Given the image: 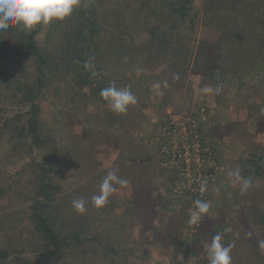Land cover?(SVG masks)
Returning <instances> with one entry per match:
<instances>
[{
	"label": "trees",
	"instance_id": "trees-1",
	"mask_svg": "<svg viewBox=\"0 0 264 264\" xmlns=\"http://www.w3.org/2000/svg\"><path fill=\"white\" fill-rule=\"evenodd\" d=\"M206 28L218 34L215 44L205 41L204 35L202 38ZM42 30L41 41L38 34ZM198 33L201 39L195 53L190 42ZM193 53L195 61L189 73ZM90 56L95 58L98 75L84 67ZM163 64L161 73H154ZM138 73L145 76L147 85L132 80ZM254 73L255 78L264 74V0H207L202 7L195 0H81L63 21L41 24L30 32L15 28L0 31V264H145L142 259L149 252H137L129 241H138L135 225H140L142 236L151 231L156 237L153 242L173 247V264H184L189 253L199 257L196 264H208L204 246L216 232H224L223 243L235 245L232 264H264V250L258 245L264 240V141L256 140L248 123L260 111L257 126L264 128V96L257 105L251 102L264 79L250 82ZM174 74L179 75L178 80L173 79ZM189 75H202L217 90L223 85L236 89L231 102L237 112L247 111V121L238 117L221 124L220 115H214L215 127L206 131L203 111L191 114L197 120L196 130L213 135L219 143L208 145L217 159H223V139L236 138L241 153L222 162L231 171L239 167L243 176L252 178L253 186L243 195H234V200L227 199V208L219 209L217 217L208 215L198 226L193 225L191 229L197 232L192 239L179 241V229L190 216L192 202L206 200L211 193L200 198L188 190L174 192L184 165L182 161L164 165L171 158L169 151L165 152L172 142V135L166 133V127H171L169 113L163 111L160 124H155V145L149 143L154 132L137 140L125 132H130L128 123L142 121L140 114L151 105L146 93L154 84L163 88L166 101L171 96L166 89L180 91ZM113 81L117 87H130L138 98L126 114L111 112L99 95ZM50 95L56 99L53 104L63 107L58 110L59 117L55 114L52 118L64 129L52 128L43 118V103ZM224 99L217 94V106L229 107L230 102ZM74 112L84 119L87 147L95 133L94 145L114 142L133 157L128 161L125 154L118 156L117 174L133 187L131 203L125 202L124 214L130 215L127 222L115 213L114 196L102 209L92 206L91 197L99 187L91 185L87 175L86 181L70 190L63 188L64 178H58L62 146L68 167L76 170L91 164L81 141L60 143L70 138L62 133L70 132V126L61 118ZM144 158L147 164L141 162ZM16 166L19 169L10 171ZM226 189L225 193L231 192ZM81 197L88 201V210L82 215L72 207V201ZM243 199L249 201L246 208ZM132 202L135 206L129 208ZM175 202L180 210L171 218L176 221L170 220L165 229L153 225L155 207L167 210ZM43 203L48 204L42 207ZM248 232H252L251 238ZM140 243L146 249L145 241ZM182 246L189 251L184 249L185 257L180 260Z\"/></svg>",
	"mask_w": 264,
	"mask_h": 264
},
{
	"label": "rangeland",
	"instance_id": "rangeland-1",
	"mask_svg": "<svg viewBox=\"0 0 264 264\" xmlns=\"http://www.w3.org/2000/svg\"><path fill=\"white\" fill-rule=\"evenodd\" d=\"M195 1L199 7H202L203 3L207 0H195ZM203 35H204V38H203ZM201 36L205 41L211 44L212 43L215 44L218 40V34L216 33V31L209 30L208 28L205 29L204 34H202ZM38 37L41 41L43 40L44 30H42V32L38 34ZM199 39L201 38L198 33L197 38L193 40L192 42H190L195 53H196L197 47L200 45ZM195 53H193L191 57L192 60L190 63L191 67L189 65V69H190L189 73H192L191 68H192V65H194ZM164 66L165 64H163L161 67L159 66L158 68H155L154 73H159V72L161 73V70ZM149 70L151 69H148L147 71ZM189 78L185 80V84L187 85L184 86L182 89H180V91L177 90V91L171 92L169 88L166 89L167 92L170 93L171 95L170 98L166 101L163 100V95H165V93L162 92L163 88L160 87L159 89H157L155 87L156 84H154L151 88V91H147L146 93V96L150 97L151 105L147 109H145L144 112L140 114L139 119L142 121H140L139 124L137 125H131L130 123L127 124V128H128L127 131H130V132H125L126 131L125 129L124 131L126 134L125 136L132 137L137 140L139 137L143 135L145 136L151 132H154L155 134L153 133V136L150 137L149 143L155 145L158 141L156 137L157 135H156L155 128H157L156 125L160 124L159 123L160 114H162L163 111H166V114L168 115L169 113L171 116V115H174L175 113H181L182 115L183 114L186 115V113L188 112L191 113L193 112V110L196 111L200 109L201 111H203L201 117H203V121H204L203 126L206 131L215 127V123L213 119L214 115H220L219 122L221 124L222 123L225 124L229 122L230 120L232 121L238 117L245 119L246 121L248 120L247 111L242 110L240 112H237L235 103L231 102L236 93V89L226 87L224 85L218 90L214 89L211 84H208L206 80H204L202 75H191V76L189 75ZM256 79H264V74L258 75L255 78V73H254L248 80L250 82H254ZM132 80L135 82L137 80H139L140 82L142 81L141 84L143 86L147 85V82H148L145 79V76L139 73L137 75H134ZM189 80H191L192 82V83L189 82V84L191 83L192 85L191 90H188L187 88V86L189 85L188 84ZM203 89H208V91L207 92L202 91ZM217 94H219L222 97H225L224 101L228 100L230 102V106L226 107V105L224 104L221 106H217V103L215 101ZM263 96H264V86L262 87V89L259 91L258 94L252 96L251 102H255L257 105L261 102V100L263 99L262 98ZM53 101H56V99L52 95H50L49 98L43 103V118L45 119V121L48 122V124L52 126V128L64 129V127L60 126L58 120H53L52 118L53 115L55 114L57 117H59L58 110L63 109L61 104H53L52 103ZM161 102H165L168 104L166 106H162ZM190 104L192 107L190 106L191 108L188 109L187 107H189ZM260 114L262 115V113L259 111L257 114H255L253 118L248 120V123L250 125V130L256 136V140L264 141V128L262 124L260 125L261 128L257 126V115H260ZM61 119H62L61 121L64 122V125L68 124L70 126V132H68L67 130L62 131L65 137L69 136L70 138H66V140L63 139V141L60 142L61 145H63L64 142H67L69 145H71L73 141H76V142L81 141L82 146L85 150V154L91 163L89 164L88 168H86L85 166V167L75 170L71 168V166L68 167L67 164H69L70 162H67L68 160H65L66 159L64 157L65 150L62 146V150H60V152L58 153L59 170L57 173H58L59 180H63L64 178V180L62 181L63 188L66 187V188H69V190L71 188H76L79 182L81 183V182L86 181L87 176L90 180L91 185L93 184L95 185V187H99L100 184L98 181L102 180L108 171L116 170V172L118 173L119 164H120L118 162L119 154H125L128 157V161L133 159L132 155L129 154V151H126V150L122 151L120 148H118L115 145L114 142H112V145L110 146H103L101 145L103 143H98V142H97L98 145H94L95 143L93 141L97 139L95 133H93V141L91 142V146L87 147L88 143L86 141V136H83L84 131L86 130L85 128L86 126L84 125V122H83L84 119H82V116L80 114L74 112L73 114L71 113V117H67V119L62 117ZM89 126L90 125H88V128ZM92 128L97 129L95 126ZM206 137H207L208 144L213 145V146H216L218 144L219 146V143L216 144V138L213 135L207 134ZM144 143H146L145 140H144ZM220 147H221L220 151L222 153L221 158L223 159H225L226 157L229 159L231 158L234 159L242 151L240 143L236 140V138L232 136L225 137ZM0 149H2V147H0ZM138 151H137V154L139 155L140 151L139 152ZM34 154L38 155V150H36ZM223 159H220L219 161H223ZM141 162L147 164L148 159L144 158L143 160H141ZM222 164H223V170L219 173L213 174L212 178L210 177L209 181L207 182L206 192L211 193V195H208V194L206 195V200L211 203V208H210V212L208 213V215H210L213 218L217 217L219 209L227 208L226 204H224V203H229L227 202V199L234 200V198L236 197L234 195L236 194L241 195L239 186H235V187L233 186V178L232 180L229 181V179L231 178V176L229 175V173L231 172L230 168L228 167L225 161ZM16 169H19V166L11 167L10 171L14 172L16 171ZM84 175L85 177L80 181V178H82ZM156 180L159 181L157 182L158 184L160 185L162 184V182H160L162 181V178L159 175L157 176ZM216 188H220L219 193L215 191ZM226 188L231 189V192L225 193L224 191ZM228 193H231L230 197ZM132 195H133V187H132V184L129 182L127 186L117 188L116 192L112 195L115 197L114 199L117 200L116 203L118 205L117 208H115V213L117 215L122 216V222H127V219H128L127 217L130 216L128 214L127 215L124 214L126 210L125 202H130V197H132ZM242 201L243 202L241 204L246 208V205H248L249 201L245 199H243ZM128 206L129 208H133L135 205L132 202V204L128 203ZM155 209H156L157 214L154 217L155 224L153 225H156L160 229H165V227H168V222L170 220L176 221V217L174 218H171V217H173L175 210L178 213L180 210L177 202L172 203V205L167 210H164L160 205H157ZM188 220H189V217L187 218L183 226L179 229V233H178L179 241H183L186 237L192 239V235L197 232V231L193 232V230L191 229L193 225L191 226L188 223ZM220 233H222L224 236V232H220ZM134 236L136 239H138V241L134 242L130 239L129 241L135 246L136 248L135 250L142 254L144 251L149 252L147 258L145 257L142 259L145 264H173L176 261L174 260L173 247L172 246L165 247L158 241L156 243L153 242L156 240V237H154V233H151V231L147 233V236H142L140 234V225H135ZM142 241H145V244H147L146 249L141 248L142 244L140 242ZM140 244L141 246H139ZM206 246L207 244L204 246L205 249H207ZM182 247L183 249H181L182 251H180V255L178 257L180 260H183L185 257L186 253L184 252V249H187V251H189L188 248L184 246ZM189 247L190 249H192L191 246ZM188 255H189V258L188 260L185 261L184 264H196L199 257H196L195 255H192L191 253H189Z\"/></svg>",
	"mask_w": 264,
	"mask_h": 264
},
{
	"label": "clouds",
	"instance_id": "clouds-1",
	"mask_svg": "<svg viewBox=\"0 0 264 264\" xmlns=\"http://www.w3.org/2000/svg\"><path fill=\"white\" fill-rule=\"evenodd\" d=\"M81 5V0H0V31H7L10 28H15L17 31L30 32L37 26L49 25L56 21H63L70 17L74 9ZM94 57L90 56L85 62L84 67L87 70H92V75H98L95 71L96 65L93 63ZM126 59V58H125ZM173 79L178 80L179 75L174 74ZM157 89L160 84L155 85ZM164 87L167 88V81L164 82ZM202 91L207 92L208 89ZM162 94V93H160ZM107 107L116 115L126 114L130 106H135L138 103L137 96L131 91L130 87H117L115 81L111 82L108 87L101 89L99 93ZM229 175L233 178V186H239L241 195L253 186L252 178L245 177L241 174V169L236 167ZM128 181L117 175L116 170H110L102 179L99 185L97 194L91 197V204L97 210L107 206L109 198L116 192L117 187L127 186ZM207 191V181H201L199 192L201 195ZM217 193L220 188H216ZM229 197L231 193H228ZM87 203L84 198L74 199L72 201L73 209L79 214L87 212ZM211 203L207 200L195 199L192 202L188 223L198 226L201 221L208 216ZM249 238L252 232H248ZM224 236L220 232L211 238V242L207 244L208 264H232V251L234 244L223 243ZM259 248L264 250V240L258 241Z\"/></svg>",
	"mask_w": 264,
	"mask_h": 264
},
{
	"label": "built area",
	"instance_id": "built-area-1",
	"mask_svg": "<svg viewBox=\"0 0 264 264\" xmlns=\"http://www.w3.org/2000/svg\"><path fill=\"white\" fill-rule=\"evenodd\" d=\"M191 113L188 112L186 115L175 113L169 117V125L172 128L166 127V133L172 135V142L170 149L165 148V152L169 151L171 158L169 162H164V165H174L182 161L184 168L174 192L179 194L183 190H188L203 198L206 191L203 195L199 192L201 181L208 182L213 174L221 172L223 162L212 154L209 144L205 142L207 138L204 132L196 130L197 120Z\"/></svg>",
	"mask_w": 264,
	"mask_h": 264
},
{
	"label": "water",
	"instance_id": "water-1",
	"mask_svg": "<svg viewBox=\"0 0 264 264\" xmlns=\"http://www.w3.org/2000/svg\"><path fill=\"white\" fill-rule=\"evenodd\" d=\"M47 204H48V203H43V204H42V207L46 206Z\"/></svg>",
	"mask_w": 264,
	"mask_h": 264
}]
</instances>
